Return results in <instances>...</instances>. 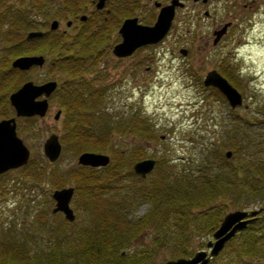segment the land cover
<instances>
[{
    "label": "trees",
    "instance_id": "16d2710c",
    "mask_svg": "<svg viewBox=\"0 0 264 264\" xmlns=\"http://www.w3.org/2000/svg\"><path fill=\"white\" fill-rule=\"evenodd\" d=\"M4 1L0 0V118L13 115L8 94L26 80L25 71L11 67V58L49 55L47 72L59 71L64 75L48 98L63 111L62 132L58 135L61 152L78 155L84 151H109L116 163L109 161L98 168L76 164L68 170H58L55 166L46 171L50 163L41 157L35 163L34 156L30 157L20 167L21 178L34 180L36 176V182H44L47 175L51 188H58L66 177L74 178L85 219L75 229L69 228L66 219L52 221L55 239L48 248L40 241L31 242L33 235L3 226L0 221V264H132V260L128 262L121 256V250L145 230L150 231L149 238L133 251L134 263L141 259L149 264L152 262L149 258L159 250H167L172 258L188 257L195 250L194 237L212 234L218 226L229 206L224 202L226 198L230 199L232 210L256 204L251 209L259 211L208 264H260L264 260V100L240 116L234 115L235 108L228 106L229 119L234 123L231 135L220 143L198 142L197 150L187 156L172 158L165 149L163 155L154 159V170L140 177L133 172L132 164L143 158V151L137 147L111 146L110 137L118 133L157 139L155 123L137 108L126 111L122 106L118 110L101 106L102 97L111 94L110 88L103 84L95 86L82 77L87 60V66L91 67L104 54L105 47L111 46L108 36L98 27L107 26L108 33L112 27L108 24L109 14H114V21L118 22L126 13L132 14L135 0H120V3L108 0L106 3L112 1L113 6L109 13L105 12L106 19L101 17L99 25L94 26V31L86 29L88 26L84 24L71 36L48 30L32 38H26L25 34L29 30H43L48 17L43 12L56 11L60 16L74 18L92 0H24L3 4ZM36 16L42 20L36 21ZM226 60L224 57L220 60L221 73L237 87L239 80L233 74V64ZM96 73L93 79L99 80L98 74L103 71L99 68ZM200 86L224 102L216 88ZM31 119L23 118L29 121L27 124L33 123ZM25 125L19 124L16 129L21 133L33 127ZM227 150L230 155L235 154V162L228 161ZM4 175L0 174V188ZM2 190L5 191L1 188L0 195L4 193ZM219 198L223 202L214 203ZM141 203L146 204V209L135 215ZM46 214L55 215L39 211L37 217L41 220ZM205 243L201 240L200 246Z\"/></svg>",
    "mask_w": 264,
    "mask_h": 264
},
{
    "label": "rangeland",
    "instance_id": "374dc122",
    "mask_svg": "<svg viewBox=\"0 0 264 264\" xmlns=\"http://www.w3.org/2000/svg\"><path fill=\"white\" fill-rule=\"evenodd\" d=\"M21 1L24 0H5L3 4L10 2L17 4ZM92 1L86 2L83 10L77 12L74 18H72L73 15L60 16L56 11L43 12L48 13V17L42 31H48L49 22L52 19L59 21V30L66 28L65 21L67 19L72 20L75 24L74 27H81L84 24L88 27L98 26L101 17H106V14L104 11L97 12ZM117 1L120 3V0ZM152 1L141 0V3H146H143L146 5L145 9H152ZM247 1L251 0H239L237 9L233 8V11L242 12L240 2ZM252 1L254 2V14L249 15L251 8L243 10L246 18L244 27H233L227 34L225 29L223 34H226L225 37L215 45H211L213 26L223 24L229 19L232 11L227 13L232 8L229 2L223 0H212L211 5L205 7L212 10L215 15L213 23L211 19L199 18V16L203 17L202 8L204 7L196 8L198 13L194 14L197 5H187L186 8L177 11L176 20L161 42L138 47L131 56L124 59H116L111 53V46H109L105 47L104 54L97 58L91 67L87 66V60L82 77L93 82L95 86L103 84L110 88L111 94L102 97L101 106L106 105L113 110H118L122 106V110L126 111L137 108L150 122L155 123L157 139L148 140L127 134L112 133L110 137L111 146L119 149L137 147V150L143 151V158L150 157L153 159L163 155L167 149L168 156L177 158L195 152L199 146L198 142L203 143V141L212 140L220 143L227 135H231L234 123L229 119L231 115L228 114V105L225 99L223 102L213 96L208 89H202L200 84L204 73L210 69L214 68L222 75L219 65L221 58L224 57L227 59L226 61L233 64V74L235 79L237 76L239 80L237 82L238 89L234 87L242 96V104L235 108L234 115L245 114V112L253 109L255 103L264 100V0ZM118 2L116 3L118 4ZM112 6V1L105 4L108 9ZM135 9L134 6L130 13H140L139 10ZM81 14L86 15L82 20L78 17ZM247 19L254 22L252 29H247L252 24ZM38 20H42L40 16H36V21ZM108 20L110 22L108 24L112 27L108 33L107 42L112 45L118 40L116 26L121 19L118 22L114 21V14H109ZM226 24L224 23L222 27H226ZM100 27L107 26L101 25ZM181 47L187 49L185 56L178 53V49ZM42 56L46 57L43 58L45 62L43 66L26 70L25 78L34 83L45 80L54 81L57 88L60 78L64 75L59 71L47 72L50 56L46 54H42ZM147 66L149 68L146 70ZM99 68L103 74L99 73L100 79L95 80L93 77L97 74L96 69ZM57 109H60V116L58 119H54L53 115ZM62 117L63 111L60 106L54 102H49L46 114L43 117H32L33 123L27 124L29 121L23 120V118L16 119L18 125H33L32 128L29 126L21 133L16 129V134L30 150V157L34 156L35 163L36 159L39 160L40 157L46 161L41 152V143L49 132L58 133V135L62 132ZM103 153L109 156L111 164L116 163L115 157L111 159V152L104 151ZM76 157L77 154L71 155L69 152H60L55 162L46 165V171L55 166L59 167L58 170H68L70 167L76 166ZM234 157L235 154L233 153L227 159L235 162ZM153 170L152 168L151 171ZM22 171L23 169L19 167L4 172L1 188L5 191L2 190L4 193L0 195V221L3 226L7 225L16 231L33 235L31 242L36 244L37 241H40L48 248L51 246V241L55 239V236H52L50 223L54 220L61 222L65 219L61 212H51L53 204L51 191L53 188L49 187L47 175H45L46 181L36 182V176L34 180L21 178ZM74 182V178L66 177L59 187H73L69 207L73 211L74 218L67 221L70 222L69 228L75 229L81 226V221L85 219V216L80 207V193L74 187ZM226 199L229 201L225 200L224 202L229 206L226 207L225 213L232 210L230 199ZM222 202L223 200L220 198L214 200L216 204ZM254 207L257 205L250 204L243 208L251 209ZM145 209L146 204L141 203L134 214L140 215ZM39 211L43 213L47 211L55 213V215L53 217L46 214L40 220L37 217ZM149 234L150 231L145 230L134 238L130 245L123 248L121 256L125 257L128 262L132 260V264H145L141 259L134 263L132 255L133 251L138 249L139 243L148 240ZM15 236L17 237V233ZM201 240L205 242L212 240L211 234L204 237H194L192 243L195 250L192 251L191 255L198 249H206L204 245L200 246ZM149 259H152V262L149 260L151 263L162 264L165 260L173 258L170 257L167 250H159ZM150 262L148 263L150 264ZM260 264H264V260Z\"/></svg>",
    "mask_w": 264,
    "mask_h": 264
},
{
    "label": "water",
    "instance_id": "95a60500",
    "mask_svg": "<svg viewBox=\"0 0 264 264\" xmlns=\"http://www.w3.org/2000/svg\"><path fill=\"white\" fill-rule=\"evenodd\" d=\"M105 0H96L95 8L103 6ZM174 5L181 6L178 0H170L169 4L160 7L156 20L151 26L138 24L136 18H126L121 22L118 32L121 40L112 46L111 52L115 56H125L144 44L155 43L160 40L169 30L170 21L173 16ZM84 19V15L80 16ZM69 21H66V25ZM57 27V21L51 20L50 29ZM226 27H220L212 31L211 44L215 45L220 37L225 33ZM39 30H30L26 33V38H32L41 35ZM178 52L186 54L185 48H179ZM43 56L20 55L12 59L11 67L20 70H27L31 66H42ZM203 86H212L225 98L228 106L234 109L242 104L240 92L231 85L228 80L222 76L216 69L206 71L202 78ZM56 84L54 81H44L35 84L31 80L23 82L16 90L11 92L8 100L14 110L16 117H28L36 115L43 117L48 108L47 97L54 90ZM42 96L41 98H38ZM245 106V105H244ZM60 110L57 109L53 115L54 119L59 116ZM61 151V145L58 141V135L49 132L41 143V152L44 158L53 163L58 158ZM225 155L229 157L230 151L227 150ZM30 157L29 149L16 134L15 117L0 119V174L8 169H14L27 163ZM109 162V156L101 152L84 151L77 155L76 163L78 165L90 167H103ZM154 159L143 158L132 164L134 173L145 177L152 170ZM73 193L72 186L55 188L51 191L53 205L51 212H61L67 220H72L74 214L69 207V200ZM259 211L255 209H234L226 212L220 220L216 229L212 232V240H207L206 249H199L189 257H177L165 260L162 264H207L211 257L215 256L223 247L224 243L232 237L237 231L242 230L248 223L254 220L255 214ZM123 253V250L121 251Z\"/></svg>",
    "mask_w": 264,
    "mask_h": 264
},
{
    "label": "flooded vegetation",
    "instance_id": "af4514ba",
    "mask_svg": "<svg viewBox=\"0 0 264 264\" xmlns=\"http://www.w3.org/2000/svg\"><path fill=\"white\" fill-rule=\"evenodd\" d=\"M107 1V0H106ZM106 1H104V4H103V6L101 7V8H99V9H95L97 12H102V11H104V13L106 12V13H109V9L107 8V7H105V4H106ZM181 2H182V5L181 6H179V5H174V9H173V16H172V18H171V21H170V26L169 27H172V25H173V23H174V20H176V13H177V11L178 10H180V9H184V8H186V6L187 5H190V6H194L195 4L197 5V6H195V11H194V14H197L198 12H197V9H200V8H202V7H204V8H202V15H203V17H200L199 16V18H205V19H211V22L213 23V21L215 20V15L212 13V10H209V8L208 9H206L205 7L206 6H208V5H211V2H212V0H190V1H187V0H180ZM223 1H226V2H229L230 3V7L232 8V9H229L228 11H227V13L230 11V10H232L231 11V15L229 16V19H227L226 21H224L223 22V24L224 23H227L226 24V34L229 32V30H231V28H233V27H244V24H246V18H245V14H244V12H243V10L244 9H252L251 11H250V14L249 15H251V14H254V9H253V6H254V2L251 0V1H247V2H240V5H241V10H242V12H240V11H238V12H236V11H233V8H236L237 9V3H238V1L239 0H223ZM170 2V0H163V1H159V0H153L152 1V9H145L144 7H146V5H144L143 3H145V2H143V3H141V0H135V3H134V6L136 7V9L135 10H139L140 11V13H135V14H130V15H127V16H124L120 21H119V23H118V25L116 26L117 27V35H118V40L116 41V42H114L112 45H111V47L115 44V43H117V42H119L120 40H121V36H120V34H119V32H118V29H119V27H120V25H121V22L124 20V19H126V18H132V17H135L136 18V22L138 23V24H141V25H145V26H151V25H153V23L155 22V20H156V16H157V14H158V12H159V9H160V7H162L163 5H166V4H168ZM94 3H95V1L93 2V5H94ZM146 4V3H145ZM94 8H95V6H94ZM197 8V9H196ZM212 9V8H211ZM134 11V10H133ZM143 11V12H142ZM246 11V10H245ZM226 13V14H227ZM79 17V19H80V16H78ZM246 17H247V15H246ZM102 19L103 20H105L106 19V17L105 16H102ZM81 20V19H80ZM248 20V19H247ZM71 22H69V24L68 25H65L66 26V28L65 29H61V30H59L58 28H56V29H54V30H49V31H54V32H58V33H60L61 35H63V36H71V35H74L75 33H77L78 32V30L81 28V27H74L75 26V24L72 22V20H70ZM251 20H248V22H250ZM243 23V24H242ZM251 26L250 27H248L247 29H252V27H253V25H254V22L253 21H251ZM223 24H221V25H215V26H213V29H212V31L214 30V29H217V28H219V27H222V25ZM217 27V28H216ZM86 29L88 28V30L90 29V30H92V31H94V30H96V27H85ZM68 29H70V30H68ZM98 30H101L103 33H104V35L105 36H108L109 34V32L108 33H106L107 32V27H98ZM211 31V32H212ZM43 32V31H42ZM167 34V33H166ZM225 34V35H226ZM225 35H223L221 38H220V40L223 38V37H225ZM166 35H164L160 40H158L157 42H155V43H152V44H145V45H142V46H139V47H144V46H148V45H153V44H156V43H159V42H161L162 41V39L165 37ZM65 40H67V38L65 39ZM219 40V41H220ZM66 42H68V43H70V40H68V41H66ZM137 49V48H136ZM135 50V49H134ZM134 50L131 52V54H129V55H126V56H118V57H116V59H124V58H127V57H129V56H131L132 55V53L134 52ZM149 67L147 66L146 67V70L148 69ZM30 117H36V115H33V116H30ZM21 118H24V117H21Z\"/></svg>",
    "mask_w": 264,
    "mask_h": 264
}]
</instances>
